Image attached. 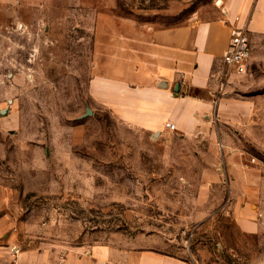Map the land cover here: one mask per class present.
<instances>
[{
    "label": "rangeland",
    "instance_id": "rangeland-1",
    "mask_svg": "<svg viewBox=\"0 0 264 264\" xmlns=\"http://www.w3.org/2000/svg\"><path fill=\"white\" fill-rule=\"evenodd\" d=\"M174 5L0 0V109L8 107L0 264H132L143 251L188 264H264V226L242 233L220 212L197 220L200 176L184 143L132 129L89 96L101 52L135 29L185 21L191 7ZM259 99L249 124L222 129L263 182L252 211L264 212V93Z\"/></svg>",
    "mask_w": 264,
    "mask_h": 264
},
{
    "label": "crops",
    "instance_id": "crops-1",
    "mask_svg": "<svg viewBox=\"0 0 264 264\" xmlns=\"http://www.w3.org/2000/svg\"><path fill=\"white\" fill-rule=\"evenodd\" d=\"M183 5L191 7L185 21L135 29L112 41L111 52H101L100 73L90 79L88 93L126 126L186 145L184 157L194 158L200 176L197 205L205 207L197 220L225 213L240 232L257 234L264 212L252 211V204L255 185L263 182L254 181L238 143L222 128L249 124L264 93V0H175L174 10ZM235 28L249 38V67L220 87L222 58ZM132 264L188 263L143 251Z\"/></svg>",
    "mask_w": 264,
    "mask_h": 264
},
{
    "label": "built area",
    "instance_id": "built-area-1",
    "mask_svg": "<svg viewBox=\"0 0 264 264\" xmlns=\"http://www.w3.org/2000/svg\"><path fill=\"white\" fill-rule=\"evenodd\" d=\"M250 57V41L245 30L243 28L233 29L228 49L222 58L224 70L219 75L220 87L227 83L230 74H245L249 67ZM165 128L172 131L175 126L171 123H166ZM8 253L12 258H15L19 253V249L15 245H10Z\"/></svg>",
    "mask_w": 264,
    "mask_h": 264
},
{
    "label": "water",
    "instance_id": "water-1",
    "mask_svg": "<svg viewBox=\"0 0 264 264\" xmlns=\"http://www.w3.org/2000/svg\"><path fill=\"white\" fill-rule=\"evenodd\" d=\"M8 103L10 104V103H12V101L9 100ZM7 112H8V107L0 109V117L5 116L7 114ZM91 115H92L91 110L90 109H86L83 117H89Z\"/></svg>",
    "mask_w": 264,
    "mask_h": 264
}]
</instances>
